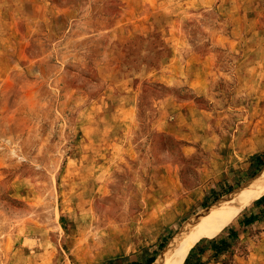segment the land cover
<instances>
[{"label": "rangeland", "instance_id": "rangeland-1", "mask_svg": "<svg viewBox=\"0 0 264 264\" xmlns=\"http://www.w3.org/2000/svg\"><path fill=\"white\" fill-rule=\"evenodd\" d=\"M263 154L264 0H0V264H146ZM258 200L183 264H264Z\"/></svg>", "mask_w": 264, "mask_h": 264}, {"label": "bare ground", "instance_id": "bare-ground-1", "mask_svg": "<svg viewBox=\"0 0 264 264\" xmlns=\"http://www.w3.org/2000/svg\"><path fill=\"white\" fill-rule=\"evenodd\" d=\"M264 196V168L245 182L184 223L152 264H183L198 238L206 233H220L253 202Z\"/></svg>", "mask_w": 264, "mask_h": 264}, {"label": "trees", "instance_id": "trees-1", "mask_svg": "<svg viewBox=\"0 0 264 264\" xmlns=\"http://www.w3.org/2000/svg\"><path fill=\"white\" fill-rule=\"evenodd\" d=\"M262 162V164H264V154L259 156V158ZM257 203H260L263 207H264V196H262V198L260 200L257 201ZM208 206V205H207ZM206 207V206H205ZM256 217L255 216H250L248 217L244 223H243V228L245 229L247 226L253 224L256 221ZM238 239V232L235 230L233 231L228 238H218V239H214L212 241H210L208 243V246L211 250L216 251L218 253H225L227 251H229L230 247H231V241L232 240H236ZM165 243L160 245V249L159 251L164 247ZM158 254V253H157ZM156 254V255H157ZM155 260V257L151 258L148 263L146 264H152L153 261ZM132 264H139L138 262H133ZM202 264V263H200Z\"/></svg>", "mask_w": 264, "mask_h": 264}]
</instances>
